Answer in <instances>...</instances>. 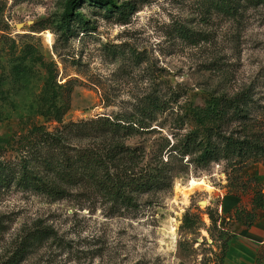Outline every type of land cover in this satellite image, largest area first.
I'll use <instances>...</instances> for the list:
<instances>
[{"label":"rangeland","instance_id":"obj_1","mask_svg":"<svg viewBox=\"0 0 264 264\" xmlns=\"http://www.w3.org/2000/svg\"><path fill=\"white\" fill-rule=\"evenodd\" d=\"M214 1L0 0V164L17 163L35 127L67 128L70 154L115 137L117 163L161 175L129 207L91 183L58 200L0 183V264H222L236 208L264 184V151L205 165L176 148L200 128L196 111L240 94L244 126L222 132L264 147V0H240L236 16ZM47 100L61 123L42 114ZM107 119L136 131L100 133Z\"/></svg>","mask_w":264,"mask_h":264},{"label":"trees","instance_id":"obj_2","mask_svg":"<svg viewBox=\"0 0 264 264\" xmlns=\"http://www.w3.org/2000/svg\"><path fill=\"white\" fill-rule=\"evenodd\" d=\"M103 2L109 0H102ZM257 2L261 0H247ZM77 0H72V6ZM240 0H215L214 5L227 16H236L240 9ZM73 7L68 10L72 14ZM190 40V35H182ZM42 114L62 122V109L56 103L47 100L42 105ZM245 98L244 94L233 98H216L208 106L194 113L200 128L187 135L183 148L176 149L182 156L200 153L199 160L205 165L220 162L223 157H238L244 163L254 152L262 153L263 146L251 144L244 137H235L222 132L223 127L232 123L244 126ZM99 124L100 133L120 135L122 132L130 134L136 131L134 125L123 126L110 120L93 122ZM78 127L80 125H71ZM67 128L49 132L43 127H35L28 135L21 138L18 149L21 155L17 163L0 164V183L4 186L16 184L24 190H33L42 195L52 197L54 200L63 198L65 188L78 183L96 184L103 189L111 200L121 202L126 206L132 205V192H146L160 183L161 175L155 170L145 173H136L133 169H125L117 163L118 156L125 152V146L115 144V137L109 143L96 145L93 149L77 150L69 153L72 148L67 144ZM14 166V167H13ZM253 211L246 208H236L235 218L239 224L252 226L256 221V212L264 210V184L254 189L252 200ZM188 219L186 218V224ZM212 222L217 221L212 218ZM28 241V243H34ZM231 237L222 245V264H226ZM27 250L21 249L17 253L23 258ZM16 264V262L14 263ZM257 264H264V248L260 251Z\"/></svg>","mask_w":264,"mask_h":264},{"label":"crops","instance_id":"obj_3","mask_svg":"<svg viewBox=\"0 0 264 264\" xmlns=\"http://www.w3.org/2000/svg\"><path fill=\"white\" fill-rule=\"evenodd\" d=\"M244 208L253 211L252 203L247 207L244 205ZM256 217L252 226L240 225V231L233 233L236 237L229 245L226 264H257L259 253L264 248V210L257 211Z\"/></svg>","mask_w":264,"mask_h":264},{"label":"bare ground","instance_id":"obj_4","mask_svg":"<svg viewBox=\"0 0 264 264\" xmlns=\"http://www.w3.org/2000/svg\"><path fill=\"white\" fill-rule=\"evenodd\" d=\"M48 40L50 41L51 40V37L49 36L48 37ZM191 186V189H194V188H198V187H209L204 181H196V180H193L190 184Z\"/></svg>","mask_w":264,"mask_h":264}]
</instances>
